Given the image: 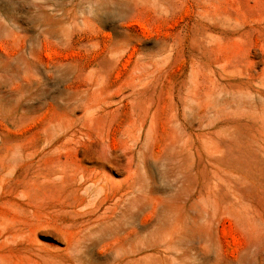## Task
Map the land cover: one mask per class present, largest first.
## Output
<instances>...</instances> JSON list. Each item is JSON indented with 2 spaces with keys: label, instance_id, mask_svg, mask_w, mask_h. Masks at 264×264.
Wrapping results in <instances>:
<instances>
[{
  "label": "rangeland",
  "instance_id": "1",
  "mask_svg": "<svg viewBox=\"0 0 264 264\" xmlns=\"http://www.w3.org/2000/svg\"><path fill=\"white\" fill-rule=\"evenodd\" d=\"M0 264H264V0H0Z\"/></svg>",
  "mask_w": 264,
  "mask_h": 264
}]
</instances>
